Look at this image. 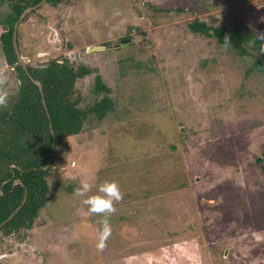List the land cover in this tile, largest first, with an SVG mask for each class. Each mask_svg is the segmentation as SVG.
<instances>
[{
    "label": "rangeland",
    "instance_id": "obj_1",
    "mask_svg": "<svg viewBox=\"0 0 264 264\" xmlns=\"http://www.w3.org/2000/svg\"><path fill=\"white\" fill-rule=\"evenodd\" d=\"M195 17L264 34V0H75L46 31L25 25L29 64L64 56L96 71L76 82V101L93 104L98 74L115 111L59 141L39 223L23 241L0 234V264H264V82L245 74L248 57L192 34ZM2 59L0 48V96L15 94ZM84 180L123 194L103 247L105 216L76 194Z\"/></svg>",
    "mask_w": 264,
    "mask_h": 264
},
{
    "label": "trees",
    "instance_id": "obj_2",
    "mask_svg": "<svg viewBox=\"0 0 264 264\" xmlns=\"http://www.w3.org/2000/svg\"><path fill=\"white\" fill-rule=\"evenodd\" d=\"M40 1L0 0V9L3 6L8 8L0 14V48L5 65L18 62L12 44L16 21L24 10ZM61 1L46 0L45 4ZM148 9L168 12V9H158L149 2ZM175 10L182 11L179 8ZM36 14V10L32 11L17 26L18 41L25 40L30 44V38L23 35V30ZM231 24L232 27H228L223 23L215 24L214 20L209 23L195 17L187 23V28L194 35L215 40L218 47H224L240 59L248 57L251 63L245 74H257L264 82V34L250 29L242 20L235 19ZM131 57L128 59L132 60ZM61 62L50 60L41 67L28 66L30 77L42 87L43 99L37 86L22 67L17 66L18 90L15 94H7V103L0 106V225L4 223L0 226V234L3 237L23 241L27 233L38 225L39 215L49 201L50 188L46 178L55 164L59 141L79 134L87 118L103 121L115 111V99L108 96L109 90L98 74L92 89L96 94L93 104L81 108L75 98L76 82L96 71L83 65L74 67L66 59ZM139 66L140 62H136V67ZM100 94L103 95L99 98ZM110 144L114 145V142ZM263 158L257 161L261 162ZM16 181L20 184H15ZM24 196L25 203L7 220L21 205Z\"/></svg>",
    "mask_w": 264,
    "mask_h": 264
},
{
    "label": "clouds",
    "instance_id": "obj_3",
    "mask_svg": "<svg viewBox=\"0 0 264 264\" xmlns=\"http://www.w3.org/2000/svg\"><path fill=\"white\" fill-rule=\"evenodd\" d=\"M46 2V1H45ZM45 2L42 4V5H40L38 8H36V9H33L32 11H37V14H36V16L33 18V20H31V21H29L28 23H33V24H30L31 26H33L34 24L36 25L37 23H41V25H43L42 23H44V21H46V20H41L40 18H43L42 16H41V14L39 13V8L40 7H42L44 4H45ZM37 5V4H36ZM34 7V6H33ZM30 8H32V7H30ZM44 8V7H43ZM42 8V9H43ZM27 9H29V8H27ZM26 9V10H27ZM41 9V10H42ZM40 10V11H41ZM25 11V10H24ZM23 11V12H24ZM31 11V12H32ZM22 12V13H23ZM31 12H29L28 14H30ZM27 14V15H28ZM26 15V16H27ZM25 16V17H26ZM20 17V16H19ZM24 17V18H25ZM40 17V18H39ZM23 18V19H24ZM23 19L18 23V25L23 21ZM18 21V20H17ZM17 21H16V23H17ZM27 23V24H28ZM44 26L45 25H43V31H46V28H44ZM49 29V28H48ZM41 30V31H42ZM54 30V29H53ZM16 31H17V28H16ZM24 32H25V30H23V35H24ZM51 32H52V30H50V32L48 33V36L51 34ZM13 34H14V32H13ZM15 36H16V47H17V50H18V54L20 55V57H21V59H22V62L23 63H21L19 60H18V57H17V54H16V52H15V49H14V46H13V49H14V53H15V55H16V58H17V64H13V65H7V66H9L10 67V69L11 70H14V71H16L15 69H16V67L17 66H21L22 67V69L25 71V73L27 74V76H29V78L32 80V82L33 81H36V80H33L31 77H30V75H29V73H28V66H32L33 65V63H31V64H29L28 63V61L26 60V58H24V56L22 55V49H21V47L20 46H18V44H19V42H21V41H18L17 40V32L15 33ZM24 36H28L29 38H31L30 36H32V35H24ZM17 41H18V43H17ZM64 42V41H63ZM12 44H13V36H12ZM64 45V44H63ZM68 47V46H67ZM72 47V46H71ZM63 58H62V60L63 59H66V57H64V56H62ZM51 60H55V57H51ZM48 62V61H47ZM59 63H62L61 61H59ZM23 65H24V67H25V69L23 68ZM6 66V65H5ZM16 76H17V78H18V73H17V71H16ZM87 76V75H86ZM85 76V77H86ZM18 80H19V78H18ZM80 80V79H79ZM78 81V80H77ZM38 82V81H37ZM39 83V82H38ZM19 84H20V80H19ZM19 84H18V86H19ZM40 84V83H39ZM35 85V84H34ZM41 86V85H40ZM38 88V87H37ZM39 92H40V90H39ZM41 97H42V99H43V94H42V87H41ZM42 102H44V100H42ZM7 103V97L6 96H0V106H4L5 104ZM45 103V102H44ZM43 103V104H44ZM53 133V132H52ZM55 145V140H53V146ZM48 167H45V169H47ZM20 182V181H19ZM15 184H18V183H16V182H14ZM93 187H94V185L91 183V182H89V181H87V180H84V181H81V185H80V187L79 188H77L76 189V194L77 195H79L80 197H82L83 199H82V203L84 204V205H86L87 206V208H88V211L90 212V213H97V214H103L104 216H105V220H104V223H103V226H102V228H101V230H100V232H99V242H100V246L101 247H103V244H104V241L107 239V237L109 236V234H110V232H111V228H110V225H109V223H108V220H107V216L108 215H110L112 212H114L115 211V207H114V203L115 202H118V201H120L121 199H122V196H123V194H122V192H121V190H120V188H119V185L115 182V181H105V182H103V183H101L100 185H98V186H96V191H95V193H93L92 192V190H93ZM90 193H92V194H90ZM25 199V200H24ZM23 200H24V203H25V201H26V196H24V198H23ZM23 200H22V202H23ZM22 202H21V205H19V209L22 207V205L24 204H22ZM18 208H16L15 209V211L18 209ZM18 209V210H19ZM17 212V211H16ZM16 212H13L10 216H11V218H12V216H13V214L14 213H16ZM9 216V217H10ZM8 217V218H9ZM8 218H7V220H8ZM10 218V219H11ZM9 219V220H10Z\"/></svg>",
    "mask_w": 264,
    "mask_h": 264
},
{
    "label": "flooded vegetation",
    "instance_id": "obj_4",
    "mask_svg": "<svg viewBox=\"0 0 264 264\" xmlns=\"http://www.w3.org/2000/svg\"><path fill=\"white\" fill-rule=\"evenodd\" d=\"M75 0H62L61 2H57L56 4H44L42 7L39 8V13L41 14V16L43 18H40L41 20H46V19H51V18H55V19H59L60 17L63 16V13L65 14V9L68 8L69 6H72L74 4ZM69 5V6H68ZM65 6V7H63ZM67 6V7H66ZM76 6H79L80 8V5L76 4ZM43 7H48L50 10L49 11H46L47 13L45 12H40V10L43 8ZM81 9V8H80ZM74 13V11H73ZM50 30L53 31V28L50 27L49 28ZM55 31V30H54ZM53 31V32H54ZM52 32V33H53ZM56 34V33H55ZM68 40V36L65 37V39L63 40V44L65 45V48L67 49H71V44L70 42H65ZM68 46V47H67ZM79 49H76L77 52L81 51L82 52V49L80 47H77ZM103 49L104 47L103 46H96V47H85L83 49V52L82 54L84 55H88L90 52L92 53L93 51H95L96 49ZM60 49V47H59ZM58 49V50H59ZM75 52V53H77ZM62 56L60 57H55V60L57 61H62Z\"/></svg>",
    "mask_w": 264,
    "mask_h": 264
},
{
    "label": "water",
    "instance_id": "obj_5",
    "mask_svg": "<svg viewBox=\"0 0 264 264\" xmlns=\"http://www.w3.org/2000/svg\"><path fill=\"white\" fill-rule=\"evenodd\" d=\"M46 0H41L37 5H35L34 7H32V8H29V9H27V10H25L21 15H20V17H19V19H18V21H17V23L15 24V28H14V34H13V46H14V49H15V52H16V54H17V57H18V60L21 62V63H23L22 62V59H21V57H20V55L18 54V50H17V47H16V36H15V33H16V28H17V26H18V23L29 13V12H31L33 9H36V8H38L40 5H42L44 2H45ZM23 68L25 69V67H24V65H23ZM33 83L38 87V89L40 90V92H41V86H40V84L37 82V81H33ZM44 103V102H43ZM52 132V131H51ZM16 183H19L20 184V182L19 181H16ZM25 200V199H24ZM24 200H23V202H22V204L24 203ZM19 209V208H18ZM17 209V210H18ZM16 210V211H17ZM15 211V212H16ZM11 218V216L8 218V220ZM7 221V220H6ZM4 224V223H3ZM3 224H1L0 226H2Z\"/></svg>",
    "mask_w": 264,
    "mask_h": 264
},
{
    "label": "bare ground",
    "instance_id": "obj_6",
    "mask_svg": "<svg viewBox=\"0 0 264 264\" xmlns=\"http://www.w3.org/2000/svg\"><path fill=\"white\" fill-rule=\"evenodd\" d=\"M205 143V142H204ZM212 143V142H211ZM173 148V147H172ZM224 185V184H223ZM229 199V198H228Z\"/></svg>",
    "mask_w": 264,
    "mask_h": 264
}]
</instances>
